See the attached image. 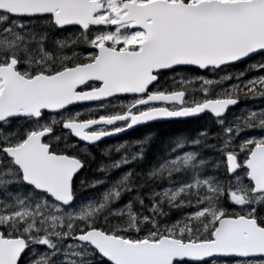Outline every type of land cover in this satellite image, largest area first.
<instances>
[{"label": "snow or ice", "instance_id": "snow-or-ice-1", "mask_svg": "<svg viewBox=\"0 0 264 264\" xmlns=\"http://www.w3.org/2000/svg\"><path fill=\"white\" fill-rule=\"evenodd\" d=\"M0 264H264V0H0Z\"/></svg>", "mask_w": 264, "mask_h": 264}, {"label": "trees", "instance_id": "trees-1", "mask_svg": "<svg viewBox=\"0 0 264 264\" xmlns=\"http://www.w3.org/2000/svg\"><path fill=\"white\" fill-rule=\"evenodd\" d=\"M160 127V131H158L157 133H164L169 131L170 129H181L183 128V130H191V128L193 127V125L191 124H178V125H169V124H165V125H159Z\"/></svg>", "mask_w": 264, "mask_h": 264}, {"label": "flooded vegetation", "instance_id": "flooded-vegetation-1", "mask_svg": "<svg viewBox=\"0 0 264 264\" xmlns=\"http://www.w3.org/2000/svg\"><path fill=\"white\" fill-rule=\"evenodd\" d=\"M112 141H115V138H109V142L111 143Z\"/></svg>", "mask_w": 264, "mask_h": 264}]
</instances>
